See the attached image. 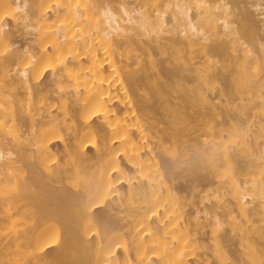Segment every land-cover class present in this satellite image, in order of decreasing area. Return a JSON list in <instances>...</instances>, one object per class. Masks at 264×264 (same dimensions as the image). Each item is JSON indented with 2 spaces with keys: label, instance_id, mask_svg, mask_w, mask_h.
Masks as SVG:
<instances>
[{
  "label": "bare ground",
  "instance_id": "1",
  "mask_svg": "<svg viewBox=\"0 0 264 264\" xmlns=\"http://www.w3.org/2000/svg\"><path fill=\"white\" fill-rule=\"evenodd\" d=\"M137 1H121L128 6L123 16L116 11L106 15L102 5L115 6L106 0H0V264H40L47 251L60 245V226L70 227L47 207L45 198L23 197L21 189L28 182L19 167L20 150L49 177L64 175L83 188L86 214L78 213L73 232L83 254L77 264H170L167 164L157 154L167 147L154 142L157 131L145 125L130 90L137 68L152 94L166 97L165 87L151 81L148 68L141 66L142 53L151 66L155 55L165 54L163 0ZM25 3L30 6L25 8ZM19 21L32 38L10 53L6 29ZM46 75L50 87L70 89L78 106L74 129L61 99V118H53L48 110L46 118L34 124L33 84ZM6 86L20 88L27 97L19 110L29 114L32 123L24 138L6 121L16 115ZM45 102L39 96V110ZM71 130L68 146L64 135ZM57 145L60 158L54 151ZM90 149L89 175L83 157ZM37 181L31 175L29 182ZM22 199L33 209L32 223L21 211ZM94 200L105 206L109 220L119 223L115 229L106 224V217L93 218L88 206ZM63 251L60 247L51 255L59 264L67 256Z\"/></svg>",
  "mask_w": 264,
  "mask_h": 264
},
{
  "label": "rangeland",
  "instance_id": "2",
  "mask_svg": "<svg viewBox=\"0 0 264 264\" xmlns=\"http://www.w3.org/2000/svg\"><path fill=\"white\" fill-rule=\"evenodd\" d=\"M108 4L115 5L118 2L124 1L130 5H134L136 0H106ZM139 1V0H138ZM137 1V2H138ZM140 1H151V0H140ZM153 9V7L151 8ZM8 33L7 43L11 46L10 53L15 51L16 49H21L32 37L27 34V32L23 29V25L18 22V25L15 27L9 26L6 29ZM142 53L141 51H139ZM153 61L155 62L153 66L149 65L146 62V56L142 53L141 55V66H146L148 68V75L151 81H158L165 87V54H157L154 56ZM136 78L133 86L131 87V92L134 95L136 103L141 107L143 112V120L146 126L153 127V131H157V138L154 139V142L157 144L164 142L167 147V136H166V97H159L152 94L148 85L143 83V81L139 78L140 72L139 69L135 68ZM139 74V75H138ZM10 76H13V73H10ZM34 91L30 98V104L32 108V114L35 115V125L41 119H45L48 110L52 111L51 116L53 118L58 117L61 118V114L63 112V107L61 106L60 99L64 100L67 104L68 108V116L67 120L69 122V126L73 129L75 128L76 119L75 113L78 108L76 104L73 102V96L70 89H62L57 90L53 87L49 86V76L46 75L43 80L35 85L33 84ZM6 93L9 95L7 97L8 101L13 102L15 104L16 115L11 118L7 117L6 121H8L11 125L14 126L16 133L24 138L27 132L29 131L32 123L30 121V116L27 113H20L19 110L22 109V106L25 104L27 97L24 92L20 89H14L11 87H5ZM39 96L45 97V107L41 110L38 109ZM38 112L40 113L37 116ZM14 120V121H11ZM98 121H95L97 123ZM72 130L70 133L64 135L65 143L69 146L71 143L70 138L72 137ZM100 135H96L97 138ZM23 148V147H22ZM24 149V148H23ZM58 150V157H62L61 147L57 145L54 151ZM55 151V152H56ZM93 151L90 149L89 152L84 155L83 159L86 161L92 156ZM158 157L161 162L167 164V152L162 150H157ZM57 155V153H56ZM21 163L19 167L23 169V179L27 181V186L22 190L23 197L25 195H37L39 197L45 198V204L49 209L54 211L57 215L63 217L70 223V227L60 226L58 229L61 235V243L58 247H54L50 249L44 254V258L40 261V264H59L54 261L52 258V254H55L63 248V251L67 256L64 259L62 264H77L81 261L82 251L77 249L75 246L76 237L74 236L75 225L78 222L77 215L78 213L86 214L85 212V199L83 198L84 191L81 186H74V181L66 180L64 175H60L58 179L49 177L45 174L40 166L36 163L33 158H30L28 152H24L20 150ZM87 171V174H92L93 169H88L87 161L84 163ZM53 171V170H52ZM165 177L167 178V169L164 170ZM31 175L38 179L37 182H29ZM22 206L21 211L26 214L27 220L32 223V215L33 209L29 205V203L22 199L20 202ZM97 217H106L108 220L106 224H110L112 228L115 229L119 225V223H113L109 220L110 216L102 213L98 215H93V218ZM98 227V226H97ZM95 240V237L90 241L91 243ZM89 242V241H87ZM86 244V243H82ZM120 253V252H119ZM121 255V253H120Z\"/></svg>",
  "mask_w": 264,
  "mask_h": 264
},
{
  "label": "snow or ice",
  "instance_id": "3",
  "mask_svg": "<svg viewBox=\"0 0 264 264\" xmlns=\"http://www.w3.org/2000/svg\"><path fill=\"white\" fill-rule=\"evenodd\" d=\"M29 6L30 5L27 3L24 4L25 8ZM127 7L128 6L122 2L116 3L114 7L108 5H102V8L105 11L106 15L110 14L112 11H116V12H120L123 16H127L128 15ZM176 7L179 8V5H177ZM186 7L189 10V14L184 17V22L187 24L188 27L191 28L193 32H197L198 28L201 27V25L199 24V19L202 16V12L204 8H209V9L215 8L216 11H220L221 9H223L225 13H228L231 10V0H208V2H205V0H198V2L195 4L194 7L191 4L186 5ZM20 10H21L20 8H17V11ZM193 11H195L196 13L195 18L191 14ZM219 23L222 24L225 29H229L230 27L227 19L221 20L219 21ZM0 25H3L2 22H0ZM0 31H2V27H0ZM199 34L203 35V33H199ZM262 47H264V45H262ZM45 71H47V69H45ZM88 209L93 215H98L104 213L105 206L94 200L89 204ZM109 251L111 255L112 254L111 250ZM105 264H114V262L107 261L105 262Z\"/></svg>",
  "mask_w": 264,
  "mask_h": 264
}]
</instances>
